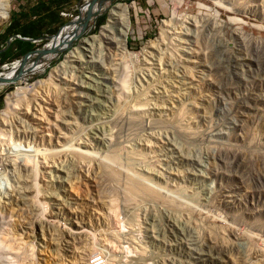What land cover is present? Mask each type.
Returning <instances> with one entry per match:
<instances>
[{
  "label": "rangeland",
  "instance_id": "rangeland-1",
  "mask_svg": "<svg viewBox=\"0 0 264 264\" xmlns=\"http://www.w3.org/2000/svg\"><path fill=\"white\" fill-rule=\"evenodd\" d=\"M38 1L7 0L0 78L54 44L5 47ZM91 1L40 29L94 7L64 55L0 86V264H264V0ZM117 4L124 44L93 42Z\"/></svg>",
  "mask_w": 264,
  "mask_h": 264
},
{
  "label": "bare ground",
  "instance_id": "bare-ground-1",
  "mask_svg": "<svg viewBox=\"0 0 264 264\" xmlns=\"http://www.w3.org/2000/svg\"><path fill=\"white\" fill-rule=\"evenodd\" d=\"M103 1V0H102ZM113 0H107L106 2L104 3H101L99 4L98 6L100 7H105V12L107 10V8L111 5ZM94 9V7H90L89 9H86L84 10L83 12H81L78 16H76V18H74L73 20H71V22L67 25H65L58 33L56 36H54L53 38H51V42H53L54 44L53 45H48L45 50L40 53L38 56H36L29 64L25 65V64H21V61L23 62H26L28 61L29 58H26V59H20V60H17V61H14L13 63L7 65V66H4V70L7 71V70H13L15 76L13 78H0V86H4V85H8L9 82H12V81H20L21 80V74L23 73H28V72H37V71H40L42 70L43 68V65L46 61V59L53 55L54 53H56V51H59L61 47H64L66 45L69 44V42L74 38V36L77 34L79 28L77 27V25L82 21L83 17L84 16H87V13L91 12L92 10ZM104 11L101 10L100 12ZM109 15H108V18L106 20V23L101 26L100 28V33L99 35H97V37H94L93 38V42H107L108 44H115V46L118 45L117 43V40L119 41H122V43L124 44L125 42V39L128 35V32H129V24L126 20V16H127V13H126V8L123 6V5H114V7L109 10ZM95 12V11H94ZM92 13V12H91ZM90 13V14H91ZM99 13V12H98ZM108 14V13H107ZM93 16V14L89 15V17ZM8 17V3H7V0H0V24L3 23ZM88 17V18H89ZM92 19V18H91ZM70 32V33H69ZM91 37V36H90ZM82 39V38H81ZM121 39V40H120ZM80 40V39H79ZM89 39H83L81 40L80 42V45L77 49H73L71 50L70 52H68L65 56H64V59L63 61H61L56 67H54L52 69V73H54L55 71H59L63 68L64 69V66L65 64H68V62H75V60H78L76 58H78V54L80 50L82 51H87L86 46H89ZM118 41V42H119ZM92 42V41H91ZM97 42V43H98ZM48 44V43H47ZM120 44V43H119ZM123 44L121 46V48H124L123 47ZM91 47V46H89ZM112 47V45H111ZM76 48V47H75ZM110 50V49H109ZM111 51V50H110ZM34 53H32L30 55L33 56ZM65 54V53H64ZM63 54V55H64ZM81 59V58H80ZM67 66V65H66ZM56 73V72H55ZM51 75V73L49 74ZM51 77V76H50ZM19 88L17 89L16 92H14L13 94L9 95L7 98H6V103H7V106L8 107H11V105L13 104L12 102L17 98H19L18 96H20V94H22V92L18 91ZM33 99V98H32ZM12 103V104H11ZM14 105V104H13ZM32 106L34 108V111L36 109L35 106H37V103L34 100H32ZM1 114H4L1 113ZM33 116H34V113H33ZM152 123V122H151ZM61 133H59V137H60ZM58 137V135H57ZM63 137V136H61ZM60 137V138H61ZM60 138H57V139H60ZM56 139V140H57ZM56 142V141H55ZM58 142V141H57ZM128 146V145H127ZM137 184V183H136ZM141 185V184H140ZM139 185V182L136 185H126V192H125V195L127 194V196H131L132 194L133 195H136L138 192L137 188H141V191L142 189L144 190H147L149 195H147V197L149 196H155L157 194H155L154 192H152L151 189L141 185ZM137 187V188H136ZM144 190L142 193H144ZM136 193V194H135ZM140 194V190L138 192ZM147 193V192H146ZM137 194V195H139ZM136 195V196H137ZM141 196V195H140ZM144 196V195H142ZM132 197V196H131ZM130 197V198H131ZM145 197V196H144ZM157 197V196H156ZM136 198V197H135ZM134 198V199H135ZM128 199V197H127ZM156 199V198H155ZM133 201V199H131ZM137 201V199H135ZM111 211V210H109ZM111 213V212H110ZM114 215V214H113ZM111 217V216H110ZM114 217V216H113ZM42 220V219H41ZM40 220V221H41ZM50 221V220H49ZM38 222V221H37ZM47 222V220H46ZM55 222V221H54ZM48 223V222H47ZM55 224V223H54ZM50 225V224H49ZM73 225V224H72ZM80 225V224H79ZM77 226V224H76ZM82 226V225H81ZM83 227V226H82ZM82 227H77L75 228L76 231H67L66 233L68 234V236L70 235L71 237L72 236H76L78 235L79 236H84V238H87V234H85V231L84 230H81L80 228ZM84 228V227H83ZM73 229V228H72ZM74 229V230H75ZM65 233V234H66ZM64 234V233H63ZM64 236V235H63ZM86 236V237H85ZM77 237V236H76ZM81 238V237H80ZM99 259L102 260V258L100 257ZM104 263V262H103ZM105 264V263H104Z\"/></svg>",
  "mask_w": 264,
  "mask_h": 264
},
{
  "label": "trees",
  "instance_id": "trees-1",
  "mask_svg": "<svg viewBox=\"0 0 264 264\" xmlns=\"http://www.w3.org/2000/svg\"><path fill=\"white\" fill-rule=\"evenodd\" d=\"M69 1L70 0H47L41 2L38 1L36 2V5L30 7L26 13H22V14L20 13L22 16L27 18L30 17L32 18L35 15H37V18L35 20L28 19V21L21 23L19 21V17L21 16L20 14H18L16 17L11 19V23L6 28V30L7 31L14 30L13 31L14 34L12 35L16 34L23 38L37 39L39 37H42L43 35L41 34L43 32L41 31L43 25L49 26L50 22H53L55 19L56 20L59 19L58 15L61 9V5ZM55 31L56 30H54V32ZM47 32H50V30H48ZM14 42L16 43V47L18 51H20L21 55L28 51L26 50L28 47H31V43L27 41L15 40ZM64 51H65L64 49L60 50L57 53L56 57L59 55H63ZM6 56H8L6 51L0 53V57L5 58Z\"/></svg>",
  "mask_w": 264,
  "mask_h": 264
},
{
  "label": "water",
  "instance_id": "water-1",
  "mask_svg": "<svg viewBox=\"0 0 264 264\" xmlns=\"http://www.w3.org/2000/svg\"><path fill=\"white\" fill-rule=\"evenodd\" d=\"M91 2H93V0H92ZM104 13H105V9H104V11L97 13V14L95 15V19H96L97 17H99L100 15L104 14ZM76 15L78 16V13H77ZM72 19H73V18H72ZM72 19H69L68 21H66L62 26L69 24V23L71 22ZM62 26H61V27H62ZM61 27H60V28H59L54 34L49 35V36L39 37V38H37V39L23 38V37H20V36H11V37L8 38V40L6 41V43H5V47H7L8 44H9L12 40L27 41V42H30V43H34V42H37V41H47V40L53 38L54 36H56L57 33L59 32V30L61 29ZM0 52H1V50H0ZM27 53H28V52H27ZM25 54H26V53H25ZM25 54H23L21 58H23V57L25 56Z\"/></svg>",
  "mask_w": 264,
  "mask_h": 264
},
{
  "label": "built area",
  "instance_id": "built-area-1",
  "mask_svg": "<svg viewBox=\"0 0 264 264\" xmlns=\"http://www.w3.org/2000/svg\"><path fill=\"white\" fill-rule=\"evenodd\" d=\"M100 257H102L100 254L99 256L93 255V257L88 261L89 264H104V259L101 260L99 259Z\"/></svg>",
  "mask_w": 264,
  "mask_h": 264
},
{
  "label": "crops",
  "instance_id": "crops-1",
  "mask_svg": "<svg viewBox=\"0 0 264 264\" xmlns=\"http://www.w3.org/2000/svg\"><path fill=\"white\" fill-rule=\"evenodd\" d=\"M79 1H80V0H70V1L67 2V3H63V4L61 5V9H60V11H61L62 9H64V6H65V5H67V6H74V5H76ZM62 28H63V27H62ZM62 28H61V29H62ZM29 53H30V51H29L28 53H26L24 57H26Z\"/></svg>",
  "mask_w": 264,
  "mask_h": 264
}]
</instances>
